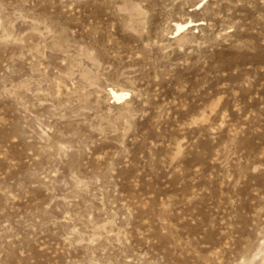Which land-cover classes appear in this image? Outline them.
<instances>
[{
	"label": "rangeland",
	"instance_id": "374dc122",
	"mask_svg": "<svg viewBox=\"0 0 264 264\" xmlns=\"http://www.w3.org/2000/svg\"><path fill=\"white\" fill-rule=\"evenodd\" d=\"M261 262L264 0H0V264Z\"/></svg>",
	"mask_w": 264,
	"mask_h": 264
},
{
	"label": "bare ground",
	"instance_id": "6f19581e",
	"mask_svg": "<svg viewBox=\"0 0 264 264\" xmlns=\"http://www.w3.org/2000/svg\"><path fill=\"white\" fill-rule=\"evenodd\" d=\"M193 23L191 21L186 22L184 24H178L177 25V29H176V35L179 34L180 32H182L183 30H185L186 28L192 26ZM110 94H111V98L114 101H121L123 99H125L126 97H129V93L128 92H124V91H116L114 89H110ZM263 262H261L262 264Z\"/></svg>",
	"mask_w": 264,
	"mask_h": 264
}]
</instances>
